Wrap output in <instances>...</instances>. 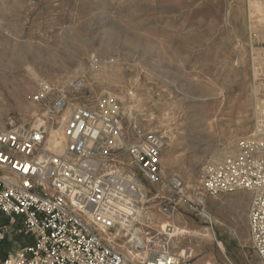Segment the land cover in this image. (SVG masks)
I'll use <instances>...</instances> for the list:
<instances>
[{"label": "rangeland", "instance_id": "374dc122", "mask_svg": "<svg viewBox=\"0 0 264 264\" xmlns=\"http://www.w3.org/2000/svg\"><path fill=\"white\" fill-rule=\"evenodd\" d=\"M94 57L101 63L90 70ZM81 74L87 87L72 96L109 95L160 132L165 178L198 191L206 166L245 138L264 140V0H0V127L31 124L37 79ZM132 170L147 197L162 195ZM236 195L234 206L230 195L206 199L212 228L178 206L174 227L190 234L173 235L171 251L190 264H257L250 196ZM147 207L150 229L170 223L153 201ZM18 227L8 225L0 260L28 243Z\"/></svg>", "mask_w": 264, "mask_h": 264}, {"label": "built area", "instance_id": "2783aa9c", "mask_svg": "<svg viewBox=\"0 0 264 264\" xmlns=\"http://www.w3.org/2000/svg\"><path fill=\"white\" fill-rule=\"evenodd\" d=\"M100 63L91 58L89 69ZM86 87L84 74L37 79L31 124L0 127V244L15 221L16 233L33 240L0 264H190L169 245L178 206L212 228L206 199L238 192L250 196L249 242L264 264V140L239 141L186 194L180 178L164 176V136L109 95L72 96ZM132 169L162 195L147 197ZM149 201L170 220L159 231L145 223L156 216Z\"/></svg>", "mask_w": 264, "mask_h": 264}, {"label": "bare ground", "instance_id": "6f19581e", "mask_svg": "<svg viewBox=\"0 0 264 264\" xmlns=\"http://www.w3.org/2000/svg\"><path fill=\"white\" fill-rule=\"evenodd\" d=\"M21 48H23V47H21ZM18 50V49H17ZM22 51H24V49H22ZM7 86H6V84H3V83H1L0 84V90H6L7 88H6ZM208 219L211 221V219H210V217H208ZM190 234V232L189 231H187V230H185L184 228H179V227H176L175 229H174V235H176V236H178V235H189ZM194 235H199V234H197V233H195ZM203 237H207V238H209V239H211L212 237L210 236V235H208V234H205V235H202ZM211 237V238H210ZM217 245H218V247L222 250V247H221V245H220V243L218 242L217 243ZM184 255H185V251H184Z\"/></svg>", "mask_w": 264, "mask_h": 264}, {"label": "crops", "instance_id": "0c3cea01", "mask_svg": "<svg viewBox=\"0 0 264 264\" xmlns=\"http://www.w3.org/2000/svg\"><path fill=\"white\" fill-rule=\"evenodd\" d=\"M231 197L229 198V201L231 202V204L233 205V204H238L239 203V200H240V195H236V193H234V194H231L230 195ZM234 206V205H233ZM243 207L245 208L244 210H246L247 211V208H248V205H247V203H244L243 204ZM242 207V208H243ZM24 238H26L27 239V241H28V243H26V244H24V245H27V244H31L32 242H33V240L31 239V238H29V237H24ZM23 246V245H22ZM20 247V246H19Z\"/></svg>", "mask_w": 264, "mask_h": 264}, {"label": "snow or ice", "instance_id": "6c2138e0", "mask_svg": "<svg viewBox=\"0 0 264 264\" xmlns=\"http://www.w3.org/2000/svg\"><path fill=\"white\" fill-rule=\"evenodd\" d=\"M36 139H38V140H39V139H40V137H39V136H37V137H36ZM27 168L29 169V167H28V166H27Z\"/></svg>", "mask_w": 264, "mask_h": 264}]
</instances>
